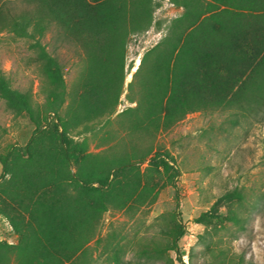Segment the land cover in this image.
<instances>
[{
    "label": "trees",
    "instance_id": "trees-1",
    "mask_svg": "<svg viewBox=\"0 0 264 264\" xmlns=\"http://www.w3.org/2000/svg\"><path fill=\"white\" fill-rule=\"evenodd\" d=\"M27 1L29 9L10 16L0 1V28L32 38L46 80L45 97L40 109L0 70V96L15 110H25L35 124L24 145L11 144L0 153L1 199L14 203L12 211L0 206V212L18 234L15 243L0 240V264H10L12 253L13 264H74L80 255L89 264L85 246L97 233L103 211L131 200H152L154 178L163 174L176 185L178 169L168 152L149 154L147 149L142 156L147 163L141 167L122 151H87L86 137L75 140L70 135L77 124L87 128L91 119L114 111L129 36L150 27L161 0ZM170 1L183 10L140 58L135 73H140L143 92L134 108H142L145 123L137 119L130 128L147 129L152 123L158 128L209 105L234 104L264 113V0ZM52 25L83 51L81 89H67L63 64L40 41ZM132 85L130 81L128 88ZM211 213L220 219L214 207L196 219ZM165 231L170 236L164 245L156 242L152 251L144 247L142 252L158 256L172 249L180 258L183 225L176 221Z\"/></svg>",
    "mask_w": 264,
    "mask_h": 264
},
{
    "label": "rangeland",
    "instance_id": "rangeland-1",
    "mask_svg": "<svg viewBox=\"0 0 264 264\" xmlns=\"http://www.w3.org/2000/svg\"><path fill=\"white\" fill-rule=\"evenodd\" d=\"M0 1L5 2L2 11L8 16L31 6L27 0ZM182 10L170 0H161L150 27L129 36L122 91L114 111L91 119L87 128L77 124L70 131L75 140L86 137V150L92 153L122 151L143 167L147 159L142 156L150 148L149 154L168 152L169 161L178 169L175 186L166 174L154 178L157 184L152 200H131L121 208L109 206L103 211L97 233L85 246L89 264H264V113L234 104L209 105L188 110L158 128L153 123L147 129L130 128L137 119L145 123L142 108H134L136 98L143 92L140 73H135L140 58L166 34L170 21ZM40 41L63 64L67 89H81L78 76L83 51L79 45L59 34L55 25ZM31 42L29 36L0 28V70L12 87L27 92L41 109L46 80ZM60 113L64 114L63 107ZM42 127L48 128L46 124ZM34 128L25 110H15L0 96V153L11 144L24 145ZM1 169L0 161V172ZM233 189L237 192L224 197ZM1 198L0 194V206L10 212L14 203ZM211 207L221 215L220 219L213 213L200 221L196 219ZM176 221L184 227L178 239L180 258L172 249L158 256L142 252L144 247L152 251L156 242L164 245L170 236L165 230ZM0 240H18L2 212ZM10 256L13 264V253ZM81 256L73 260L74 264H83Z\"/></svg>",
    "mask_w": 264,
    "mask_h": 264
}]
</instances>
